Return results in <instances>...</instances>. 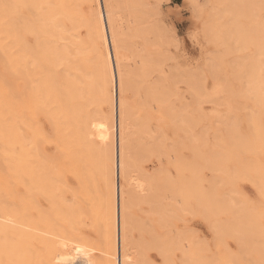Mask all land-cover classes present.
I'll use <instances>...</instances> for the list:
<instances>
[{"label": "bare ground", "instance_id": "1", "mask_svg": "<svg viewBox=\"0 0 264 264\" xmlns=\"http://www.w3.org/2000/svg\"><path fill=\"white\" fill-rule=\"evenodd\" d=\"M212 2L216 4L214 11L217 15H211L210 25H205L209 29L205 33L211 36V40L216 42L219 40L218 44L221 41L228 53L237 51L238 48L252 50L228 61L232 62L228 67L230 66L229 71L232 70L230 77H234V81H241L245 87L253 85L252 95L248 97L255 105L261 107L259 112L255 108L251 110L246 120L244 119L245 123L247 122L246 127L244 126L248 128L247 136H243L244 132L237 129L238 126H235L231 115L221 117L214 127L217 136V140L214 141L218 142V145L213 142L211 145L212 143L208 142V134H210L208 115L198 113L196 114L198 118L193 116L196 110V112L202 110L201 103L215 102V100L207 95L203 81L194 71L177 72L176 62H172L171 53V45H177L175 28L166 22L164 11L161 10L162 0H0V50H3L2 54H6L4 52H8L9 49L11 52H8L11 57L2 58L1 54L0 57L14 71L13 75L17 77L15 79H19L21 83L18 86V95H11L12 90L9 89L13 85L8 88L12 82L8 81L9 76L8 82L3 81L4 77V79L0 78V159L3 161L5 158L7 161L8 157L17 159L15 162H19L20 166L18 163V166L13 163V160L11 163L15 164L14 168L21 167L22 173L18 172L20 169H16L15 173L8 171L18 174L20 183V175H23L22 184L25 187L24 199L22 198L21 201L19 198L16 199L25 203V208L20 209V212L18 206L22 203L17 207L8 203L9 208L8 204L6 206L3 202L7 194L8 196L12 194L11 196L14 197L13 189L11 188V194L6 195L3 194L4 189L2 187L0 189L4 195L0 193L2 196L0 197V264H75L77 261L83 264H153L154 254L150 253L151 249H156L161 254L162 264H174L171 252L178 249L180 250L178 264H207L205 255L201 254V250L204 249L201 245L204 241L199 238L201 244L199 243L197 234L194 235L195 230V232L192 230L194 234L189 236L184 233V226L179 228V236L175 237L176 240L167 236L172 233H167L166 228L175 226L178 219H188L185 218L186 213L193 216L204 214L202 218L207 219L210 228L219 234L218 236L223 234L222 228L227 226L224 229L229 231V234L231 231V235L235 236L236 242L241 247L246 241L252 247V242L258 238L257 244L252 248L259 256V264H264V243L259 240L260 236H255V231L258 229L254 228L257 220L254 218L261 213L257 214L253 211L254 208L249 210L248 202L242 203L243 206L238 207L237 203L236 207L233 206L238 200L235 201L233 193L236 191L232 186L230 189L232 187L233 192L231 189L230 193L233 196L223 191L224 195L230 196L229 199L224 196L219 197L221 193L215 194L217 190L214 191L216 185L221 187L224 185L219 181L220 176L221 180L225 181L229 178L231 182L229 180L227 182L231 184L236 174L252 178V184L257 187L259 194L264 196V171L257 164L258 160L248 157L246 161L245 158L241 160L238 156L240 153L264 152V124L259 121L264 119V97L260 91L261 86L264 85V78L260 74L264 64V59L261 58L264 54V20L258 16L260 0H213ZM194 3L192 9L196 10ZM221 17L224 18L222 23L219 21ZM243 17L250 21L248 28H243L238 23V18ZM217 23L219 27H216ZM239 42L242 43L241 46ZM214 65L207 64V71L218 79L220 78L218 70L215 69L217 66ZM183 69L185 71L186 67ZM227 78L221 79L224 85L223 91L230 100L233 97L234 99L240 97L241 94L236 89V91L231 89ZM180 80L185 82L191 101L188 100L190 103L193 102L191 104L196 109L192 106V110L184 93L178 92L177 83ZM4 82L10 84L5 86ZM139 89L150 99V102H153L152 104L155 103L162 109L164 114L161 113L162 117L168 118L161 120L173 136L171 144L169 143L172 148H167L168 145L162 139L154 140L151 142L152 145L147 147L146 142L140 145L141 147L136 144L139 150L135 145L132 147L131 142L135 141L132 140V135L136 126L133 116L137 113L135 112L137 105L132 110V98ZM8 95L17 96L14 101L16 106L12 105L14 103ZM141 95L136 97L141 99ZM141 100L143 104L144 100ZM187 107L191 109L189 112ZM237 108L240 109L239 106ZM235 109L234 107L233 111L236 114ZM254 110L255 114H251ZM146 116L145 120L151 122ZM42 117L45 118L44 123L41 121ZM234 117L238 119L235 115ZM145 120L141 125L147 129L149 122ZM206 120L209 121L206 122L208 125L205 123L207 127L202 126ZM138 124V128L143 129L142 126L140 127V122ZM200 124L203 127L201 132L196 130ZM155 128L156 131V125ZM158 131L161 134L162 130L158 128ZM164 136L166 137L165 133ZM41 143L56 149L55 155L48 156L49 161L46 163L44 161L46 155L39 152L38 146ZM6 146L8 150H10L9 146L17 147L20 152L16 151L15 158L14 152H11L12 158L7 155ZM143 146L146 150L153 151L155 155L159 151L157 156L163 155V159H166L164 165L161 164V158H158V164L164 167L160 171L161 167L158 166V174L154 171L156 174L152 176L146 170V166L137 169L133 164L134 160H140L139 154L143 153L141 152ZM216 149L219 151H215ZM136 150L138 156L135 154ZM216 152L222 155L217 153L220 157L216 158L217 156H214L217 155ZM17 153L19 158L16 157ZM134 156L137 158L134 159ZM62 159L66 161L65 170L72 172L76 186H71L69 191L67 184L63 185L68 192H71L72 197L71 200H67L69 197L67 199L64 197L60 205L54 200L56 195L54 193L60 188L58 184H64L58 181L62 178L58 175L61 174L59 170ZM225 160L237 162L240 174L227 171L226 166L221 165ZM3 161V165L0 163V167L3 166L0 171L2 168L5 170V165H11ZM64 165L61 175L64 173ZM11 167L14 170L12 165ZM136 169L141 174L137 171L138 175ZM203 169L215 171L210 173L213 174L212 177L219 169L216 175L219 177L217 184L215 176V179L210 178L211 181L209 179V183L204 184L206 180L202 176ZM48 173L53 175L52 178ZM0 174H3L2 171ZM6 175V173L5 176L3 175L5 180ZM8 176L9 174L7 179ZM53 177L58 179H55V183ZM66 178L67 176L64 180ZM5 180L3 183L7 188L8 183ZM56 183L58 186L54 192ZM63 186L61 190L59 189V197L65 190ZM37 195L49 200L50 210L45 208L44 212H51L52 209L53 218L50 212L47 215L40 211L41 207L36 203L39 198L34 202ZM32 196H35L32 200L38 206L35 207L34 212L29 208L33 204L30 201ZM231 197H234L235 202ZM46 200L43 202H47ZM168 200H171L170 203ZM243 200L245 201V197ZM172 202L174 205L171 204ZM46 204L48 206V203ZM170 204L174 208L170 207ZM137 205L140 210L138 211L144 214V222L142 220L139 222L140 219H136L133 214V208ZM260 212H264V207L260 208ZM60 213L62 216L59 215ZM218 213H230L232 215L230 222H232L222 227L218 221H213L218 217ZM58 215L59 219L61 217L66 219L62 221H67V225L70 226L66 225L67 228L64 229L62 225L63 229H60L56 222ZM88 217L92 222L97 217L98 225L99 223L102 225L97 227V223L94 225L97 232L96 228L101 229H99L101 231L98 237L99 243L103 240V245H99L100 258L98 256L97 260L94 258L95 255L93 256L97 246L95 244L91 246L87 233L83 236L82 233L77 232L73 237V233L71 237L68 234L73 230V222L86 223ZM69 220L74 221L69 223ZM249 221L254 226L251 227L255 230L254 233L253 229L247 227ZM78 222L76 223L79 224ZM92 222L90 227H93ZM232 223L234 226L231 225ZM219 227L222 230H219ZM248 229H251L253 234H250ZM65 230L68 232H64ZM84 230L86 232V229ZM133 231L139 232L137 234L139 238L136 240ZM178 231L174 232L175 236ZM247 233L251 238L254 235V240L253 238L251 240ZM247 239H250L251 243ZM213 240L214 238L212 243ZM214 242L218 241L214 240Z\"/></svg>", "mask_w": 264, "mask_h": 264}, {"label": "rangeland", "instance_id": "2", "mask_svg": "<svg viewBox=\"0 0 264 264\" xmlns=\"http://www.w3.org/2000/svg\"><path fill=\"white\" fill-rule=\"evenodd\" d=\"M164 0H162V3H161V10H163L164 12H163V15L164 16H166L165 18L167 19H165L166 20V22L167 23H169V25L172 27V28H175L174 29V31H175V34H176V40L177 41H175L176 43L175 44H177L176 46H178V48L173 44V45H171V50H172V56H173V60H172V62L174 63V62H176L175 63V65H176V68H177V72L178 73H183V72H195L196 73V75H197V77L200 79V80H202L203 81V84H204V86H205V89L207 90V95H209L211 98H213L214 100H215V102H212V101H207V102H204V103H201V106H202V110H200L199 112H194V114H193V116L194 117H197V115H198V113H199V115H201L200 113H205L206 115H208V118L207 119H209V121L208 120H206L205 122H204V124L202 125V126H206L207 127V125L208 126H210V129H209V133L210 134H208L209 136H208V142L211 144L212 142L213 143H215V145L217 144L218 145V142L216 143V141H214V140H217V136H216V129L214 128L215 126H217V124L219 123L218 121L221 119V117L223 118L224 116H232L233 117V121H234V124H235V126L237 127L238 126V130L240 131V132H244L242 135L244 136H247L248 134H246V131H247V129L248 128H245L246 127V125H247V122L245 123V118L246 117H248L249 115L248 114H250V112H251V110H253L254 108H255V110L256 111H258L259 110V108H261V107H258L257 105L258 104H254V102H252V99L251 98H249L248 96H251L252 95V91H253V85H249L248 87H245V85L244 84H242V82L240 81V82H236V80L234 81V77L232 78V76L230 77V74L232 73L231 71H229V67H228V65H230L229 63H232V62H228V61H232L231 59H234L235 57L236 58H238V57H240V56H243L244 54H246V53H249V52H251L250 51V49H245V50H242L241 48H238L237 46V48L238 49H236L237 51H234V52H231V53H228V51H226L225 50V48H226V46L220 41L219 42V44H218V41L219 40H217V42H216V40H211V36L210 35H208L207 36V32L205 33V31H207V29H209V25H210V22H211V15L212 14H215V15H217L216 14V11H214V9H216V4H213V0H168V1H164ZM193 1H196L195 3L193 2ZM194 4H196L195 6H196V8H194V9H196V10H193L192 8V4L193 3ZM191 4V5H190ZM199 5V6H198ZM259 5H260V12H259V14H258V16H259V18L261 19V20H264V0H260V2H259ZM194 6V7H195ZM198 6V7H197ZM215 7V8H214ZM197 9H199L198 10V12H197ZM165 13V14H164ZM244 18V17H243ZM243 18H238V23H240V26L241 27H243V28H248V26L247 25H249V20H246L245 18L243 19ZM223 19V20H222ZM220 22L222 21V22H224V18H222L221 17V20H219ZM220 22H218L219 24H221ZM217 23V24H218ZM219 24L218 25H216V27L218 26L219 27ZM205 25H208V26H206L205 27ZM218 30H219V28H218ZM209 33V32H208ZM204 34H205V36H204ZM210 36V37H209ZM240 46H241V44L242 43H238ZM238 45V46H239ZM176 47V48H175ZM175 48V49H174ZM242 50V51H241ZM9 51H10V49H9ZM8 51V52H9ZM224 51V52H223ZM8 52H4V53H6V54H2L3 53V50L1 51L0 50V54H1V56H2V58H4L3 56H6V57H11L9 54H8ZM264 52V51H263ZM9 53H11V52H9ZM233 53V54H232ZM8 54V55H7ZM224 54H226V55H224ZM224 55V56H223ZM175 57V58H174ZM1 57H0V59L1 60H3ZM261 58L262 59H264V54L261 56ZM215 59V60H214ZM220 60V61H219ZM218 61H219V63H218ZM234 61V60H233ZM4 63V64H0V78H2V79H4L5 78V80H3V81H7L8 79V76H9V82H11V84L10 83H7V84H10L9 86L7 85V84H5V82L3 83L5 86H8V88H10L12 85V89L10 88L9 89V91L10 90H12L11 91V95H18V93H19V91H18V86L21 84L20 83V80L18 79H15V78H17V77H15L13 74H14V71H12V69L11 68H9L10 66H7V64H5V62H4V60L3 61H0V63ZM210 63H212L213 64V66H215L214 64H216V68L215 69H217L218 70V77H220V78H214V77H212L211 75H210V73L207 71L208 70V68H207V64H210ZM226 63H228V64H226ZM4 68H3V67ZM6 66V67H5ZM219 66V67H218ZM186 67V69H185V71H184V69L183 68H185ZM189 68H191V69H189ZM11 71H10V70ZM180 69V70H179ZM183 69V70H182ZM231 72V73H230ZM260 74H261V76L264 78V64L262 65V68H261V70H260ZM11 75V76H10ZM232 75V74H231ZM2 76V77H1ZM4 77V78H3ZM226 77H228L227 79H229L228 80V84H230L231 85V89L233 90V91H238V93L239 94H241L240 95V97H235V99H234V97L232 98L233 99V101H232V99L230 100V97H228L227 96V94L225 93V91H223V88H224V85H223V83H222V80L221 79H225ZM230 77V78H229ZM13 79V80H12ZM1 80V79H0ZM15 80V81H14ZM231 80V81H230ZM3 81H1V82H3ZM7 81V82H8ZM14 82V83H13ZM13 83V84H12ZM185 84V82H183L182 80H180L179 81V83H177V86H178V92L180 93V94H183L185 97H186V100L189 102V107L191 108L192 106L194 107V105H192L191 103H193V102H191L190 103V97H189V95H188V91H187V86L186 85H184ZM230 85H229V87H230ZM15 87H16V89H15ZM8 88H7V90H8ZM230 89V88H229ZM236 89V90H235ZM143 90H144V88H143ZM14 91V92H13ZM260 91H261V93H263V97H264V85L263 86H261V88H260ZM16 92H17V94H16ZM8 93H10V92H8ZM187 93V94H186ZM142 94V95H141ZM11 95H8L9 97H10V100H12V103H14V101H16V97L17 96H11ZM138 95H141L140 97H141V99H143L144 101H143V104H142V100L141 99H138L137 97H138ZM137 96V97H136ZM14 97H15V99H14ZM139 97V98H140ZM5 98V97H4ZM190 101H189V100ZM132 100H133V105H132V110H133V108L135 107V105H137L136 107H135V109L137 110H135V112H137L133 117H134V121H135V127H134V132H133V135H132V140H134L135 139V141L133 142H131V143H133V144H131V145H133L132 147H134V145H135V147L138 149L139 148V146L141 145L142 146V144L144 143V142H146L145 143V146L147 147V146H150V145H152V143L151 142H154V140H160V139H162V141H164V143L166 142V145H168L167 146V148L169 147H171L172 148V146L170 145L171 144V140H173V136H171V133H169L170 131L167 129V127H166V125H165V123H163V121L162 120H165V119H168V118H165L164 116L162 117V114H163V112H162V109H160V107H158L157 106V104H152L153 102H150V99H148V97L144 94V92L142 91L141 92V89H139V91H138V93H135V95L133 96V98H132ZM136 100H138V101H136ZM148 101H149V105L147 106V104H148ZM225 101H228V102H225ZM147 104H146V103ZM232 102V103H231ZM137 103V104H136ZM141 104H142V106H141ZM145 104H146V106H145ZM150 104H152L151 106H150ZM240 104V105H239ZM254 104V105H253ZM12 105H15V103L14 104H12ZM139 105V106H138ZM16 106V105H15ZM239 106V108L240 109H238L237 107ZM260 106V105H259ZM138 107H140V108H138ZM189 107H187V108H189ZM193 107L191 108L192 110H193ZM234 107L236 108L235 109V111H236V114L234 113ZM253 107V108H252ZM142 108V110H140ZM147 108H148V110H147ZM178 108V107H177ZM186 108V109H187ZM189 108V110H188V112L191 110ZM156 109V110H155ZM160 111V113H158L157 111L158 110ZM194 109H196V107H194ZM255 110L254 111H252L253 113H251V114H255ZM143 111L145 112V113H143ZM147 111V112H146ZM142 112V113H141ZM259 112V111H258ZM258 112H257V114L256 115H258ZM261 112H263V111H261ZM261 112H260V114H261ZM162 113V114H161ZM233 113H234V115L236 116V118H238V119H235V117H234V115H233ZM144 114V115H143ZM146 114H147V116H146ZM197 114V115H196ZM140 115H141V117H140ZM164 115V114H163ZM138 116V117H137ZM142 116H143V118L146 116V118H150V121L151 122H149V120L148 119H146L147 120V122H149L148 123V125L149 126H147L149 129H150V131H149V129L147 128H144V126H142L141 125V123H143L144 122V120H145V118H144V120H143V118H142ZM168 117V116H167ZM201 117V116H200ZM140 118H142V119H140ZM156 118V119H155ZM163 118V119H162ZM165 118V119H164ZM198 118V117H197ZM162 119V120H161ZM245 119V120H244ZM142 120V121H141ZM145 120V121H146ZM160 120V121H159ZM237 120V121H236ZM41 121L44 123L45 122V118L44 117H42L41 118ZM209 122L208 124L206 123V122ZM262 124H264V119H260L259 120ZM140 122V127L142 126L143 127V129H141V128H138L139 127V124L137 125V123H139ZM158 122V123H157ZM207 125H206V124ZM240 123V124H239ZM147 124V123H146ZM211 124V125H210ZM238 124V125H237ZM155 125H156V127H157V130L155 131L154 129H156L155 128ZM162 125V126H161ZM165 126V127H164ZM201 126V124L199 125V126H197L196 127V130H199L200 132L202 131V127ZM245 126V127H244ZM152 127H153V129H152ZM198 127H199V129H198ZM201 127V128H200ZM158 128L160 129V130H162V131H160L161 132V134L160 133H158L159 131H158ZM163 128V129H162ZM240 128H242V129H245L244 131H242ZM215 130V131H214ZM158 131V132H157ZM142 132V133H141ZM151 132V133H150ZM212 132H214V133H212ZM162 133H163V135H162ZM164 133H165V135H166V137L164 136ZM153 135V136H152ZM155 137H158V138H155ZM167 138V139H166ZM141 139V140H140ZM219 139V138H218ZM141 141V142H140ZM211 141V142H210ZM141 143V144H140ZM170 143V144H169ZM213 143L211 144V145H213ZM139 145V146H137V145ZM140 146V147H141ZM145 146H143V149L142 148H140V151H141V149H142V151L141 152H143V153H140L139 155H140V160L138 161V159H136V160H134L133 161V164L135 165V167L138 169V168H143V166H146V170H148V172H150L151 173V175L153 176L154 174H158V170H159V168H160V171L161 170H163V166L162 165H159L158 164V158H161V160H162V163L161 164H166V159H163L164 157H163V155H161L160 157H158L157 155L159 154L158 152H156V155L154 154V152L152 151H150V150H146L145 149ZM11 147H14V146H9V148H10V150H8V146H6V148H7V150H5V151H7L6 153H7V155L8 156H11L12 154H11V152L13 153V157H14V155L16 154V151H19L18 150V148L17 147H14L13 149L11 148ZM39 150H37V153H38V151L39 152H41V153H43L44 155H46L44 158L46 159V160H44L45 161V163L47 162V161H49L48 160V156H52V154H54L55 155V153H56V149H52V148H50L49 147V145H47L46 143H41L39 146ZM49 147V148H48ZM216 147V146H215ZM38 149V148H37ZM44 151H43V150ZM139 150V149H138ZM146 150V151H145ZM152 150H154V149H152ZM135 151V150H134ZM139 151V152H140ZM215 151H219V150H215ZM20 152V151H19ZM47 152V153H46ZM161 152V151H160ZM137 153V150H136V152H135V154ZM146 153V154H145ZM153 153V155H151ZM214 153V152H213ZM220 154L219 152H216V154ZM243 153V152H242ZM260 153V152H259ZM11 154V155H10ZM18 154L19 153H17V158H19V156H18ZM43 154H41V155H43ZM144 154H145V157H144ZM215 154V153H214ZM213 154V155H214ZM218 154L217 155H214V156H217L216 158H219L218 157ZM235 154V153H234ZM141 155L143 156L142 158H141ZM172 156H173V154H171ZM220 155H222V154H220ZM136 156H138L137 154H136ZM136 156H134V159H135V157ZM240 158H241V160L242 159H244L245 158V160L247 161L249 158L248 157H250L251 159H257L258 160V162H257V164L258 165H260L261 167H262V169H263V171H264V152H262V153H260V154H256V153H244V154H239L238 155ZM12 157V156H11ZM12 157V158H13ZM42 157V156H41ZM15 158V157H14ZM137 158V157H136ZM145 158V159H144ZM6 159V158H5ZM4 159V161H6ZM213 159H215V158H213ZM235 159H236V157H235ZM9 160H10V162H9ZM11 160H13L14 162L13 163H16L15 162V160H17V159H10L9 157H8V160L6 161V162H4L3 160H1L0 159V163L2 164V161H3V163H5V164H10L11 163ZM145 160V161H144ZM19 161V160H18ZM62 162L60 163V165L62 164V165H64L65 163H66V161L65 160H61ZM8 162V163H7ZM58 162H60L59 160H58ZM18 164H19V162H17ZM17 163H16V165H17ZM68 163V162H67ZM4 164V165H5ZM59 164V163H58ZM140 164V165H139ZM3 165V164H2ZM1 165V167H3ZM11 165L13 166V168H14V165L15 164H12L11 163ZM11 165L9 166V167H11ZM60 165H58V166H60ZM62 165H61V168H60V172H61V174H62ZM67 165V164H66ZM221 165H224V166H226V168H227V171H229V172H234V173H237V174H240V172H239V170L237 169V167H239V166H237V162H233L232 160H225V162L223 163V164H221ZM5 166H6V168H5ZM4 166V168H5V170L2 168V173L3 174H0L1 176V178L2 179H0V189H4V193L3 194H7V193H10L11 192V190H12V193L14 194V197H12L11 195L10 196H8V194H7V197L6 198H4V200H3V198H2V200H3V202H4V204H6V206H7V204L9 203H11V204H13V205H15V207H17L20 203H22V202H20L21 200H22V198L23 197H25V187H24V185L22 184V176L23 175H20L21 176V183H20V180H19V175L18 174H12L16 169H20L19 167H16V168H14V170L12 169V167L11 168H9L7 165H5ZM18 166V165H17ZM19 166H20V164H19ZM158 166H159V168H158ZM1 167H0V169H1ZM66 166L64 165V170H63V175H61V174H58V175H60L59 177L61 178V180H58L57 178H54L53 177V179H54V183H55V179L56 180H58L59 182L61 181V182H63L64 184H58L59 186H60V188H58V192H59V189L61 190L62 189V186L63 185H65V184H67V186L69 187L68 189H69V191H70V189L73 187V185L74 186H76V183H75V181H74V179H73V176H72V172H67L65 169ZM12 169V170H11ZM136 169V173H137V171L140 173V171L139 170H137ZM224 169H225V167H224ZM3 170H4V172H3ZM8 170H10V171H8ZM1 171H0V173H1ZM6 171V172H5ZM152 171V172H151ZM156 173H155V172ZM210 171H212V169H210ZM208 169H203L202 170V176H203V179H205L206 181L204 182V184H207V182L209 183V179L211 178V179H215V177H216V175H217V172L219 171V169H218V171L216 172V175L214 174V176L212 177V175L213 174H211L210 175V173H214L213 171L212 172H210ZM10 172V173H9ZM18 172H20V173H22L21 172V169L20 170H18ZM59 172V173H60ZM5 173L8 175L9 174V176H8V179H7V175H6V180H7V183H8V186H7V188H6V184H4L3 182H4V177H3V175L5 176ZM15 173V172H14ZM17 173V172H16ZM19 173V174H20ZM50 173V172H49ZM48 173V175H49V177L51 176V174H49ZM135 173V174H136ZM139 173H137L138 175H139ZM65 174H66V176H67V181L65 182V180H64V178L66 177L65 176ZM136 174V175H137ZM141 174V173H140ZM219 174V173H218ZM12 175H13V177H12ZM15 175V176H14ZM17 176H18V179H17ZM53 176V175H52ZM52 176L50 177V178H52ZM65 176V177H64ZM211 176V177H210ZM219 176V175H218ZM10 177H12V179H11V181H10ZM58 177V178H59ZM218 178L219 177H216V184H217V182H218ZM234 179L232 180L233 182L231 183V184H229V182H231V180L229 179V178H225L226 179V181L225 180H221V176H220V178H219V181L221 182H223V184H222V182H221V185H223L222 187L221 186H215V187H217L218 189H221V190H218L217 188H214V191L215 190H217L216 192H215V194H220L221 193V195L219 196V197H221V196H224L225 198H230V196H233L234 195V197H235V201H237L238 200V202H235L234 201V197H231L233 200L232 201H234L235 202V205H233V206H235L236 207V203L238 204L237 206L239 207V206H243V204H247L246 202H248V204H247V206L249 207V210H253V208H254V210L253 211H255V212H257V214H262L263 213V215H261L260 214V216L259 215H257L254 219H257L256 220V222L255 221H253V222H255V227L252 225V223L250 224V221H249V226H248V224H247V227L248 228H251V227H254L255 229H258L257 231H255L253 228H251V229H253V233H254V231H255V236L257 235V236H260V241H262L263 243H264V212H260V208H262V207H264V196L263 195H260L259 194V192H258V189H256L257 187H255V185H253L252 184V178H250L249 176H239V175H234V177H233ZM211 179H210V181H211ZM5 180V181H6ZM12 180H15L14 182L12 181ZM52 180V179H51ZM64 180V181H63ZM227 180H229V182H227ZM58 181H56L57 183H58ZM68 181H70L71 183H69ZM21 184H19V183ZM228 183V184H226V186H228L229 188H227L226 186H225V183ZM2 183H3V186H2ZM49 183V182H48ZM57 183L56 184H54V192H55V188H56V186H58L57 185ZM70 185H69V184ZM75 183V184H74ZM10 184V185H9ZM12 184V185H11ZM11 186V187H10ZM72 186V187H71ZM230 186H232L233 188H234V190L236 191L235 193H233V195L230 193V190L232 189V187H231V189H230ZM2 187V188H1ZM223 187H225V188H223ZM12 188V189H11ZM63 188H64V186H63ZM208 188V187H207ZM223 188V189H222ZM22 189V190H21ZM65 189V188H64ZM226 189V190H225ZM8 190V191H7ZM24 190V191H23ZM229 190V191H228ZM220 191V192H219ZM223 191H225L224 193H230L229 195L230 196H227V194H225L224 195V193H223ZM1 192H3L2 190H1ZM0 192V193H1ZM58 192H56V193H54V195L56 196H54V200L56 201V202H58V203H60V205H61V202L62 201H64V197H65V199H67L68 197V199L67 200H71V197H72V195L70 194L71 192H68L66 189L64 190V192H61V194H62V196L61 197H59L60 195V193H58ZM219 192V193H218ZM232 192H233V189H232ZM24 193V194H23ZM2 194V193H1ZM0 194V195H1ZM2 194V196H4ZM16 194V195H15ZM57 194H58V197L60 198V202H59V199H58V197H57ZM21 195V196H20ZM24 195V196H23ZM64 195H66V196H64ZM2 196H0V197H2ZM41 196V197H40ZM37 195V197H35V199H34V197L32 196V198H30L31 200L30 201H32L33 202V200L32 199H34V202H36L37 200H38V198H39V201H37L36 203L41 207V209H40V211H43L44 212V210H46L45 208H47L48 210H50V202H49V200H46V198L44 197V199H42L43 197H42V195ZM21 197V198H20ZM245 197V201L243 200V198ZM19 198V200L20 201H18V200H16V199H18ZM53 198V197H52ZM56 198L58 199V200H56ZM171 198V197H170ZM237 198V199H236ZM6 199V200H5ZM24 199V198H23ZM42 199V200H41ZM167 199H169V198H167ZM167 199H165V201H167ZM43 200L45 201H47V202H43ZM172 200V199H171ZM171 200H168L169 201V203H170V201ZM6 201V202H5ZM12 201V202H11ZM239 201H243V202H240L239 203ZM34 202H33V204H32V206H27V207H29L30 209H31V212L33 211H35L36 210V208L35 207H38L37 205H35L34 204ZM231 202V201H230ZM245 202V203H244ZM46 203H48V206H47V204ZM243 203V204H242ZM8 204V206H9V208H10V205ZM41 204V205H40ZM171 204H173L174 205V203L172 202ZM170 204V207H172V208H174V206L173 205H171ZM12 205V206H13ZM25 203L23 202L22 204H20L19 206H18V208H19V210H18V212H20V209L22 210V209H24L25 208ZM35 205V206H34ZM43 205V206H42ZM45 205V206H44ZM50 205V206H49ZM22 206V207H21ZM34 206V207H33ZM14 207V208H15ZM24 207V208H23ZM32 207V208H31ZM39 207V208H40ZM17 208V209H18ZM35 208V209H34ZM52 208V207H51ZM252 208V209H251ZM257 208H259V210L257 209ZM12 209H13V207H12ZM17 209H15V211L17 212ZM34 209V210H33ZM139 209H138V205L137 206H135L134 208H133V214L135 215V217H136V219H140L139 220V222L142 220L143 222H144V214L143 213H141V212H139L138 211ZM257 210V211H256ZM50 212V211H49ZM49 212H47V213H45V214H47L48 215V213ZM51 212H52V209H51ZM51 212L49 213V214H51ZM62 213V212H61ZM59 214L60 216H62V214ZM200 214H202V213H200ZM219 214V213H218ZM229 214L230 213H221V214H219V215H217L216 217L217 218H215V219H213V221H218V223H219V225H222V227H223V225H225V224H227V225H229L231 222H230V218H232V215H231V217L229 216ZM52 215V218H53V216H54V214H51ZM51 215H50V217H51ZM59 215L56 217V222H57V225H59V228L61 229L62 228V225H64L63 226V228L65 229V228H67V226L69 227L70 226V224L69 225H67V221L66 222H63V221H65L64 219H63V217H61V219H59L60 217H59ZM198 215V216H197ZM195 217L193 216V215H190V214H188V213H186L185 214V218H188V219H184V220H182V219H178L177 221H176V225L175 226H171V228L170 227H168V228H166V232L167 233H172V234H170V235H167L168 237L169 236H171V238H174L175 240H176V238L179 236V228H183L184 226V233L186 234H188L189 236L190 235H193L194 233H193V231L195 230L196 231V233L194 234V235H196L197 234V237H198V239L199 238H201L202 239V241H204V242H202V245H201V247H203L204 249L203 250H201V254H203V255H205L204 256V258H206V262H207V264H259L260 263V261H259V256H258V254H257V252H255L254 250H253V248H254V246L257 244V242H256V240L258 239H256L255 237H254V235H253V240H254V238H255V240L252 242L253 244H252V247H251V244H247V241L245 242V244L244 245H242V247L240 246V245H238V243L236 242V240H235V236L233 235H231V231H230V234H229V231L227 232L225 229H226V227H223L222 229L220 228L219 230H222V232H223V234H221L220 236H218L219 234H216L211 228H210V226H209V222L207 221V219L205 218H202V217H204L205 215L204 214H202V215H204V216H202V215H200L199 216V214H197ZM239 216V215H238ZM193 217V218H192ZM197 217V218H196ZM201 217V218H200ZM259 217V218H258ZM89 218V217H88ZM62 219H63V221H62ZM96 219H98L97 217H96ZM96 219L92 222V219H88V220H86V223L83 221L82 223H81V221H80V223L83 225V227H82V225L80 226L79 224V222L78 221H76V222H78L79 224H77L76 222H73L74 220H69V223H71V222H73V224L75 225H73V227H72V229L74 230V232H73V230H72V232L71 233H69L67 230H65L64 232H68V234H69V236L71 237V235H72V233H73V235H72V237L75 235V233H77V232H80V234L81 235H83V236H85L86 235V233H87V239H89L90 240V243H91V246L93 245V244H95L97 247H95V251L93 252V256H94V258L97 260V259H99L100 258V248H99V245H103V240H102V234L100 235L101 236V239L100 240H102V244L101 243H99V239H98V237H99V232H101L100 230V228H96V229H98V232L95 230V226L94 225H96V223L98 222V220L96 221ZM217 219V220H216ZM68 220V219H67ZM91 220V221H90ZM181 220V221H180ZM233 220V219H232ZM186 221V222H185ZM189 221V222H188ZM192 221V222H191ZM207 221V222H206ZM228 221V222H227ZM55 222V223H56ZM60 222V224H58ZM90 222V223H89ZM91 222L93 223L92 224V226L94 227H90L91 226ZM186 224H185V223ZM230 222V223H229ZM245 222V221H244ZM252 222V221H251ZM84 223H85V225H84ZM95 223V224H94ZM179 223V224H178ZM184 223V224H183ZM191 223V224H190ZM180 224H181V226H180ZM188 224V225H187ZM208 224V225H207ZM254 224V223H253ZM56 225V226H57ZM67 225V226H66ZM101 224L99 223V225H98V223H97V225H96V227L97 226H100ZM218 225V226H219ZM232 226H234L233 225V223L231 224ZM230 225V226H231ZM86 226V227H85ZM102 226V225H101ZM193 226V227H192ZM229 226V227H230ZM232 226L230 227V228H232ZM70 227V228H71ZM78 227V228H77ZM81 227H82V230H81ZM174 227V228H173ZM178 227V228H177ZM211 229H209V228ZM62 228V229H63ZM69 228V229H70ZM88 228L90 229V230H88ZM225 228V229H224ZM78 229V230H77ZM84 229H86V232H85V230ZM100 229V230H99ZM175 229V230H174ZM229 229V228H228ZM89 232H88V231ZM170 232H169V231ZM176 230L178 231L177 233H176V236L174 235L175 233L174 232H176ZM193 230V231H192ZM249 230V229H248ZM249 230V231H250ZM172 231V232H171ZM188 231H190V232H188ZM194 231V232H195ZM227 232V234H226V232ZM251 231H250V234H253V233H251ZM63 232V231H62ZM134 232V239L136 240L137 238H139L138 236H137V234L139 233V232H136V231H133ZM212 232V233H211ZM221 232V231H220ZM221 232V233H222ZM257 232V233H256ZM193 233V234H192ZM79 234V233H78ZM178 234V235H177ZM250 234H248L247 233V235H250ZM213 236V237H212ZM176 237V238H175ZM220 237V238H219ZM63 238V237H62ZM212 238H214V240H217L218 242H214V240H213V243L211 242L212 241ZM248 238V237H247ZM252 238H251V235H250V239L252 240ZM201 239H199V243L201 244V242H200V240ZM204 239V240H203ZM220 239V240H219ZM250 239H247V240H249L248 242L249 243H251V240ZM63 240H66L65 238H63ZM259 242V241H258ZM89 243V244H90ZM214 243H215V245H214ZM255 243V244H254ZM259 244H260V242H259ZM214 245V246H213ZM94 246V245H93ZM213 246V247H212ZM100 247H102V246H100ZM215 247V248H214ZM210 248V249H209ZM214 248V249H213ZM212 249V250H211ZM156 249H151V250H149L150 251V253H152V254H154L153 255V257H154V259H153V257H152V262H153V264H162V262H163V259H162V257H160L161 256V254H159V252H158V250H156ZM180 250L178 249V250H176V251H173V252H171V256L173 257V263L174 264H178V263H180ZM159 255V256H158ZM98 256H99V258H98ZM208 259V260H207ZM215 259V260H214ZM218 261H217V260ZM154 260V261H153ZM179 261V262H178ZM215 261H217V263L215 262ZM75 264H83L82 262H80V261H77Z\"/></svg>", "mask_w": 264, "mask_h": 264}]
</instances>
